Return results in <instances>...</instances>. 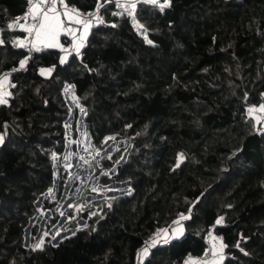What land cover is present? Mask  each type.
I'll use <instances>...</instances> for the list:
<instances>
[{
    "label": "trees",
    "instance_id": "16d2710c",
    "mask_svg": "<svg viewBox=\"0 0 264 264\" xmlns=\"http://www.w3.org/2000/svg\"><path fill=\"white\" fill-rule=\"evenodd\" d=\"M102 2L66 0L80 12ZM167 2H110L76 54L47 48L12 75L0 104V264H184L201 257L210 231L222 239V264H264V123L248 113L264 101V0ZM23 9V0H0V74L24 55L8 28ZM68 86L93 147L125 142L96 175L104 186L129 182V193L83 228L72 222L57 244L27 247L24 230L64 152ZM66 178L60 166L58 192ZM41 205L53 207L47 197ZM178 223L180 238L141 257L156 231Z\"/></svg>",
    "mask_w": 264,
    "mask_h": 264
},
{
    "label": "rangeland",
    "instance_id": "374dc122",
    "mask_svg": "<svg viewBox=\"0 0 264 264\" xmlns=\"http://www.w3.org/2000/svg\"><path fill=\"white\" fill-rule=\"evenodd\" d=\"M82 34L83 28L80 31L76 43L80 42L79 37ZM65 98L70 108V113L65 121L67 140L64 152L60 158H55L53 162V185L51 189L42 195V200L39 205H36L39 198L35 202V207L38 212L33 217L35 219L31 223L29 230L26 231V228L24 230L23 243L27 247L32 246L39 248L37 245L41 247L46 242L53 245L57 244L63 238L74 233L76 229L83 228L89 216L101 211L102 207L105 206V204L108 205L110 200L119 195L129 193V191H127L129 184H124L126 182H109V184L104 186L99 182V176L96 175V169L100 167L101 158L108 157L117 150L123 148L125 142L122 141L124 143L120 144L121 141H113L103 150H98L93 147V145L90 147V137L87 138L86 136V127L83 121L84 109L74 97L71 87L69 86L67 87ZM75 110L77 112L75 120L76 138L72 139L71 125L74 121ZM251 116H257V114L252 113ZM259 121L264 123L262 119ZM104 150L106 152H104ZM127 151L123 153L122 157ZM120 160L106 172L108 176L116 173V166L119 164ZM63 165L67 167V178L62 190L58 192V174L60 166ZM70 177L72 178L68 181ZM45 197L53 204L52 208H42L41 204ZM72 222L76 223V229L70 226ZM34 226L36 227V234L33 237L31 232ZM174 226L181 227L179 223ZM169 229L165 230L169 231ZM164 233V230L160 233V240L165 239L167 234ZM220 244L221 243H219V245ZM223 259L224 246L223 251L220 250L214 260L206 264H216L217 261L222 263Z\"/></svg>",
    "mask_w": 264,
    "mask_h": 264
},
{
    "label": "snow or ice",
    "instance_id": "6c2138e0",
    "mask_svg": "<svg viewBox=\"0 0 264 264\" xmlns=\"http://www.w3.org/2000/svg\"><path fill=\"white\" fill-rule=\"evenodd\" d=\"M26 4L28 5L26 9V13L24 17L17 18L13 23H10L8 25L9 29H14L15 27H19L20 30L25 31L29 34V36L34 37L32 40V48L39 52L41 51L40 45H42L44 48H57L61 47L59 44V36L62 34V32H67L69 34L72 33L71 28L65 27V20H67L70 23H76L80 24L83 27V34L79 37V43H75L73 45V48L78 52L81 47H83V41L86 38V34L91 27V21L87 19V17L80 13L78 9L75 7H69V5L66 3V0H25ZM117 3V0H104V4L97 3L96 4V11L95 13H88L87 16H94L95 19L103 23V20L99 16V10L101 7L105 6L107 3ZM149 2L156 4L157 0H149ZM118 7H125L124 5L117 4ZM165 5H161V7H165ZM127 7H130L134 9L136 5L130 4ZM60 9H63L61 11ZM29 18L31 19L32 23L30 25L20 24V19H23L25 21H28ZM0 43H3L2 40H0ZM18 47H24L23 41L17 42ZM62 51H65V49L61 48ZM27 63L26 60H22L20 62V66L23 68L24 65ZM42 74H44V70H41ZM7 79V77H5ZM4 95H10V93L5 92ZM7 103V100L3 99V97H0V104ZM261 112L264 113V105L259 106V108H250L249 114L250 116L252 113L255 112ZM253 119H256L257 122L261 119V117L258 116H252ZM0 141H2V137H0ZM183 157H181L182 159ZM184 218L183 216L181 217ZM220 221H217L219 223ZM165 234L167 233V230H164ZM160 234L157 233V236ZM54 238V237H53ZM157 241L153 239L151 241V244L146 245L140 255L141 257L147 255L149 251V247L154 245ZM165 243L167 240L164 241ZM37 247H40V245H37ZM189 264H196L194 261H190Z\"/></svg>",
    "mask_w": 264,
    "mask_h": 264
},
{
    "label": "built area",
    "instance_id": "2783aa9c",
    "mask_svg": "<svg viewBox=\"0 0 264 264\" xmlns=\"http://www.w3.org/2000/svg\"><path fill=\"white\" fill-rule=\"evenodd\" d=\"M23 1H24V9H23L22 13L20 15H18L11 23H13L17 18L24 17L28 5L26 4L25 0H23ZM138 2H146V3L152 4V5H157L161 10H163L165 8V7H161V5L168 4L167 0H157L156 4H153V3L149 2V0H117V3H114V4H115L117 9L121 10V9H125L130 4H133V3L135 4V3H138ZM100 4H104V2H102ZM117 4L124 5L125 7H118ZM69 7H73V6L69 5ZM60 10L63 11V9H60ZM100 10H101V8H100ZM100 10H99V16L101 18V14H100L101 11ZM95 11H96V8L93 9L92 11H89V12H80L79 11L80 13L84 14L87 17L88 20L91 21V27L90 28L96 26L99 23L95 19L94 16H87L88 13H95ZM19 23L20 24H25V25H30L32 23V21H31L30 18H29L28 21L20 19ZM65 27L66 28H71L73 34H69L67 32H62V34L59 36V44H60L61 47H57V49H59L64 54H76L77 51L73 48V45L76 43V41L78 39V36L80 35V31H81V29L83 27L80 24H76L74 22L70 23L67 20H65ZM11 30H13V31H15L17 33L16 35H14L11 38V41H10L11 46L14 49L22 50L24 52V55H23V57H21L19 59L18 64H17L16 67H13L10 70L4 71V72H2L0 74V97H3V99H5V100L7 99V95L5 96L4 93L5 92L8 93L9 89H11V88H13L15 86V84L12 81V78H11L12 75L14 73L18 72V71L24 70L26 68L27 64L33 59L34 55L36 53H38L37 51H35L32 48V43L31 42L34 39V37L29 36V34L27 32L20 30L19 27H15L14 29H11ZM0 35H1V30H0ZM0 40H1V38H0ZM18 41H23L25 46L24 47H18L17 46V42ZM40 47L42 49L41 51L47 49V48H44L42 45H40ZM61 48L65 49V51H62ZM22 60H26L27 61V63L24 65L23 68L20 66V62ZM262 71L264 73V66L262 68ZM5 77H7V79H5ZM261 105H264V101L261 102V104L259 106H261ZM248 113H249V110H248ZM256 114H257L258 117H261V119L264 120V113H261V112L257 111ZM223 219H224V217L222 216L220 218V220H219L220 221L219 224L222 223ZM157 233L160 234V233H162V231H160V230L156 231L154 233V235L150 238V240L147 242V244H151V241L153 239H155L157 241L156 243H158L160 241L159 237H160L161 234L159 236H157ZM214 236H216V235L214 234L213 231H210L208 233V236L206 238L207 249L204 251V253L201 255V257L197 258V257H192V256L189 255L185 259L184 264H186L190 260L198 261L201 264H206L208 262L213 261L214 258L217 256V253L212 249V241H211V239ZM217 237L220 240H222L220 236H217Z\"/></svg>",
    "mask_w": 264,
    "mask_h": 264
},
{
    "label": "crops",
    "instance_id": "0c3cea01",
    "mask_svg": "<svg viewBox=\"0 0 264 264\" xmlns=\"http://www.w3.org/2000/svg\"><path fill=\"white\" fill-rule=\"evenodd\" d=\"M166 234L167 235L165 236V239H161V240H166V239H170L171 240L172 238H180L182 236V234H183V228L182 227L173 226L171 229H169V231H167ZM219 243H221L220 244L221 246L219 245ZM223 246L224 245L222 244V240H220L217 236H214L213 239H212V249L218 254L220 250L223 251ZM190 261H194V260H190ZM190 261H188L186 264H189ZM194 262H196V264H201L198 261H194ZM217 262H216V264H222L220 262H218V263Z\"/></svg>",
    "mask_w": 264,
    "mask_h": 264
},
{
    "label": "water",
    "instance_id": "95a60500",
    "mask_svg": "<svg viewBox=\"0 0 264 264\" xmlns=\"http://www.w3.org/2000/svg\"><path fill=\"white\" fill-rule=\"evenodd\" d=\"M71 91L73 92V89H72V88H71ZM85 127H86V136H87V138H89V137H90V134H89L88 124L85 123ZM123 143H124V142L121 141L120 144H123ZM89 146L92 147V144L89 143ZM104 152H106V151L104 150ZM126 154H127V152L124 154V156H123L122 159L120 160L119 164L116 166V170H117V171L120 170L122 164L125 162ZM71 178H72V177H70V178L68 179V181H70ZM124 184H129V185H130L129 182H126V183H124ZM124 184H123V185H124ZM115 185H118V184H115ZM41 200H42V196L39 197L38 201L36 202V205H39L40 202H41ZM34 219H35V218H32V219H31L30 224H28V226L26 227V231L29 230V228L31 227V223L34 221Z\"/></svg>",
    "mask_w": 264,
    "mask_h": 264
}]
</instances>
